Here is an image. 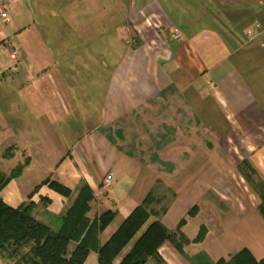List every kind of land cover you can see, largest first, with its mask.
<instances>
[{"label": "crops", "instance_id": "obj_1", "mask_svg": "<svg viewBox=\"0 0 264 264\" xmlns=\"http://www.w3.org/2000/svg\"><path fill=\"white\" fill-rule=\"evenodd\" d=\"M24 1L0 0L8 14L0 25V173L9 176L29 161L1 190L2 201L13 208L32 203L31 215L57 231L88 185L89 222L105 211L116 213L84 263L98 264V248L149 193L163 202L164 196L154 195L161 188L175 195L167 211L150 217L115 264L153 221L174 232L193 207L196 214L180 229L189 241L184 253L169 241L158 250L165 264H213L244 249L264 260L260 199L238 170L246 161L264 181V0H192L188 28L182 0H131L126 23L137 41L123 43L124 51L98 70V80L106 82L96 121L82 109V87L59 77L55 57L64 45V27L72 38L85 27L86 9L99 7L82 0L77 12L74 4L68 14L64 9L68 25L56 21L58 41L44 43L31 32L36 21ZM167 5L182 10V26ZM40 25L44 30L51 21L41 19ZM83 50L88 58L91 52ZM78 122L84 130L75 134ZM86 124H92L88 130ZM8 149L11 157L4 156ZM46 179L67 187L71 196L42 185ZM161 203L152 209L160 211ZM202 229V241L194 242ZM0 264H14L6 251L0 250Z\"/></svg>", "mask_w": 264, "mask_h": 264}, {"label": "trees", "instance_id": "obj_2", "mask_svg": "<svg viewBox=\"0 0 264 264\" xmlns=\"http://www.w3.org/2000/svg\"><path fill=\"white\" fill-rule=\"evenodd\" d=\"M11 150H6L4 156H9ZM28 162L26 159L23 164L16 166L9 176L0 173V192L11 179L21 174ZM238 170L254 193L258 195L260 199L258 210L264 218V181L246 161L238 166ZM42 185H49L66 198L71 196V191L67 187L55 181L46 179ZM174 197L173 194L166 200L161 210L156 212L152 209V205L161 202H157L153 194L149 193L110 239L98 248V264H115L117 257L150 217L165 214L167 206ZM92 199V190L88 185H83L72 206L61 217L59 229L53 231L48 225L37 221L31 215L32 203L13 208L6 205L0 198V250L6 251L14 264H84L99 233L116 216L115 212L108 210L90 223L86 214L90 209L89 204ZM195 214L196 208L193 207L188 211L187 218L181 220L174 232L168 231L160 220L156 219L139 236L119 264H147L149 259H154L156 264H165L160 259L158 250L166 241H169L178 252L183 254L184 247L189 241L180 229L186 224L187 219ZM203 237L204 230L202 229L194 242L202 241ZM71 243L76 244L72 251L69 250ZM194 260H199V258ZM193 264L200 263L193 262ZM213 264H264V260L257 261L248 250L244 249L228 260L221 258Z\"/></svg>", "mask_w": 264, "mask_h": 264}, {"label": "rangeland", "instance_id": "obj_3", "mask_svg": "<svg viewBox=\"0 0 264 264\" xmlns=\"http://www.w3.org/2000/svg\"><path fill=\"white\" fill-rule=\"evenodd\" d=\"M137 1L138 4H140L142 1H157V0H134L133 2ZM163 4V0H158ZM181 4L183 5V11L185 14V17H182L184 19V24L187 25L188 20V12L190 11V4H192V0H182ZM28 1H24L21 6H30V12L32 14V18L36 21L35 26H32L31 32L36 33L37 35L42 37V40L44 43L46 41L52 43L54 40L58 41V29L57 25L58 22L61 21L60 25H68V22L70 19L68 17L70 15H67L71 8L72 4H74L77 12V8L80 7L82 4V0H30V3H27ZM131 0H85V4L92 6H98L99 10H91L86 9L85 11V21H82L83 25L85 27L78 28V31L75 36H70V30H68L66 27H64V33H63V43L64 44L60 50L58 51V56L55 58V65L56 67L60 69L59 77H63L64 80H66L65 83H72L78 86L79 88L82 87L81 91H77L78 95L84 96V102H83V111L86 115L89 117L91 114H94L95 121L97 120V105L101 102V97L103 93L101 92L106 80H98V70H102L106 66L107 60H110V57L113 58V55H118L119 51L122 53L124 51V45L125 43H129V45L136 44L137 37L134 33H132L127 26L126 23V13H127V7L130 5ZM32 5V6H31ZM170 6L167 5L165 9H169ZM65 9V13L63 14ZM188 11V12H187ZM29 12V13H30ZM182 10L180 8L176 9H169L168 15L171 17V19L178 25L182 26V22H180L179 18L181 17ZM94 17V18H93ZM46 19L47 21H51V26L44 27L45 31L43 30L44 25H40L41 19ZM71 18H75V22L77 23L76 16H72ZM83 19V18H82ZM95 20V22H94ZM63 21L65 23L63 24ZM87 25H91L92 27H89ZM189 26L187 25V28ZM82 42H85L84 44H81ZM85 39V41H84ZM120 41L121 43H118ZM55 42V41H54ZM77 42V45L74 43ZM71 45L69 46V44ZM124 43V45H123ZM52 45V44H51ZM128 45V44H127ZM75 48H72L74 47ZM52 51L55 54L57 51V48H53ZM83 47L86 51L91 52L89 57L86 58L84 56ZM78 48V49H77ZM74 50L76 52H79V56L77 57L73 53ZM120 49V50H119ZM62 50V51H61ZM73 51V52H71ZM63 52V53H62ZM62 53V54H61ZM72 61V66L70 67V62ZM76 61L75 64H73ZM79 65V66H78ZM77 67L79 70H77ZM80 67V68H79ZM66 68V69H65ZM62 69V70H61ZM63 70H67V75L64 74ZM100 77V76H99ZM103 84V86H101ZM94 86L97 88L96 90L93 89ZM85 91V92H84ZM61 94V92L59 91ZM86 96V101H85ZM61 97V95H60ZM95 103L94 106H92ZM23 109V108H21ZM80 116V115H79ZM93 117V118H94ZM39 121L43 122V118H39ZM80 122H78L77 128L74 130L75 134L80 133L84 128L82 129L80 126ZM92 124H86L85 130H88V127H90ZM39 141V140H38ZM59 142V140H56ZM68 141V140H65ZM39 143V142H38ZM13 150L10 151L9 157L12 156ZM41 157V156H40ZM184 190L181 191V193ZM172 192L166 191L164 189H156L154 191L155 196L163 197V202L159 205V209H161L164 205L166 200H168L171 197ZM185 195V192L182 194V196ZM260 213V212H259ZM261 215V214H260ZM262 217V215H261ZM263 218V217H262ZM264 219V218H263ZM93 256L90 257V263L93 260Z\"/></svg>", "mask_w": 264, "mask_h": 264}, {"label": "built area", "instance_id": "obj_4", "mask_svg": "<svg viewBox=\"0 0 264 264\" xmlns=\"http://www.w3.org/2000/svg\"><path fill=\"white\" fill-rule=\"evenodd\" d=\"M7 21H8V14H7V12L4 11V10H0V25L1 24H4ZM175 37L178 38V35L175 36ZM110 180H111V177L110 176H107L105 178V183L108 184Z\"/></svg>", "mask_w": 264, "mask_h": 264}]
</instances>
